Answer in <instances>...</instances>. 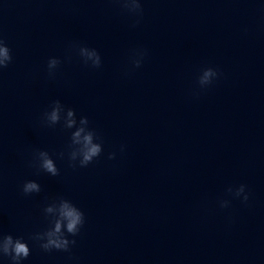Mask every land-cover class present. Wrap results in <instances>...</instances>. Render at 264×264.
<instances>
[{
  "label": "clouds",
  "instance_id": "clouds-1",
  "mask_svg": "<svg viewBox=\"0 0 264 264\" xmlns=\"http://www.w3.org/2000/svg\"><path fill=\"white\" fill-rule=\"evenodd\" d=\"M118 2L121 3L122 7L128 12L138 15L142 14L140 0H118ZM83 53H87V55H84ZM79 55L83 58L85 64L90 62L92 67H100L101 57L95 49L80 47ZM136 55L142 59L144 53L138 52ZM12 59L11 49L6 42L0 38V70L7 68L12 62ZM141 59H134L133 62L136 67L140 66ZM59 64L60 60L58 58H49L47 67L50 76ZM219 75L220 73L217 69L206 67L201 70L197 83L200 88H205L211 85ZM62 114H66L69 118L67 123L64 122ZM43 119L48 126H54L63 119V126L66 129H71L77 123L75 111L71 108L65 109L59 100L52 103L51 110L46 111L43 114ZM79 123L80 125H83V127H79L71 134L72 151L69 153V158L71 161L79 159L80 166L86 167L88 164L92 163L94 159L100 156L103 148L102 143L98 142L99 137L96 132L88 127L89 121L87 117H81ZM59 155L61 158L63 157V153H60ZM37 157L40 158L39 167L41 169L50 173L52 176L58 175L56 164L47 151H39ZM114 158V153L109 155V159ZM245 187V185L241 184L235 189L234 195L236 197H242L243 202L246 203L249 199V195L246 193ZM40 190V185L35 181H26L22 188L23 193L26 195L33 192L38 193ZM228 191L233 192V189L229 188ZM227 206L228 201L221 202V207ZM59 207L61 215L68 221L67 233L73 236L77 235L84 223L83 212L71 201L63 198L59 199ZM51 210V206L48 205L44 209V212H49ZM32 239L40 241L41 243L39 246L45 251H51L53 249L69 251L70 244H75V240L70 241L65 234L61 232V223L59 221L55 222L54 229L50 227L42 233L35 234ZM0 253L4 256H9L13 264H20L23 259H26L30 255V248L28 244L23 241L22 237L13 238L12 235H5L0 236Z\"/></svg>",
  "mask_w": 264,
  "mask_h": 264
}]
</instances>
